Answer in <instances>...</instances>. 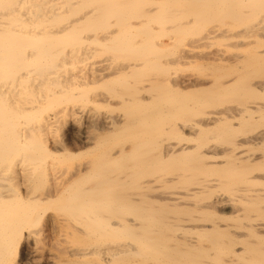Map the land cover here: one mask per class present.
I'll use <instances>...</instances> for the list:
<instances>
[{
	"label": "bare ground",
	"instance_id": "6f19581e",
	"mask_svg": "<svg viewBox=\"0 0 264 264\" xmlns=\"http://www.w3.org/2000/svg\"><path fill=\"white\" fill-rule=\"evenodd\" d=\"M155 2L0 0V180L23 188L0 183V264L14 251L24 264H264V80L249 79L264 52L208 53L228 70L216 79L170 73L217 40L264 37V0ZM120 55L132 60L113 67ZM90 94L124 112L95 137L92 108L63 106ZM61 126L78 149L51 138ZM83 149L91 161L69 176L46 161Z\"/></svg>",
	"mask_w": 264,
	"mask_h": 264
},
{
	"label": "rangeland",
	"instance_id": "374dc122",
	"mask_svg": "<svg viewBox=\"0 0 264 264\" xmlns=\"http://www.w3.org/2000/svg\"><path fill=\"white\" fill-rule=\"evenodd\" d=\"M155 1H156L155 2L156 4H153V7L154 6H157V3H162L163 2V0H155ZM174 9H176V10L181 9L182 10V8L181 7H178V6H176ZM177 14H176V16L174 14H171L172 16H170V17L168 16L167 19L171 20V19H174V16L176 18L183 16V15L181 16V15H177ZM162 19H163V17H162ZM165 19H166V17H165ZM249 23H251L249 20L244 22V24H249ZM197 35L198 34H195L194 36H197ZM183 38L185 39L186 37L184 35H180V36H178L176 38V41H177V42H175L176 45L170 47V49H169L170 51L169 50L167 51L166 56H169V58H171V57L175 56L176 54H178L181 51V49H180V47L178 45H179L180 41L183 40ZM164 40L166 42H168L169 39H164ZM237 40H239V41H237ZM215 42H213V44L210 47H204V48L203 47H200V48H197L195 50V53H196L195 54V57L193 58L194 59L193 60L194 63L193 62H190V63L189 62L188 63L187 62L182 63L181 65H178V66L173 67V70H171L170 73H174V75L177 78V80L178 79L180 80V78L186 77V76H188V77L189 76H191V77L193 76L194 79L197 78L198 80H204V79H207V78H210V77L211 78L214 77L216 79L218 76L220 77L219 73L222 74L224 71H225L224 73H226V72H228V70L224 69L223 71H220V70H218L216 68H215L216 69L215 70L214 67L212 68V67L206 66L207 63H205L203 60H204L205 57H207V54L208 53H210V52H217L219 49H221V51L223 50L222 51V53H223L224 50H226L223 53L224 56L226 57V59H229V60L232 59L233 60V59H235V57L237 55L239 56V54L241 55V57H243V55L244 56H249V55L253 54L254 52H264V37H259V36L258 37H250V38H241V37H234L233 38V37H231V38H227V39L225 38L223 40H217ZM230 43H231V45L233 43H235V45L233 44L232 46L228 47L227 44H230ZM236 43L239 44V45H236ZM240 43H242V44H240ZM219 45H222V46H219ZM240 45H241V47H240ZM235 46H236V48H235ZM247 49H249V50H247ZM247 51L249 52V54L247 53ZM245 53H247L248 55H246ZM126 55H120L114 62L111 63L112 66L113 67L114 66L116 67V66H119L121 64L128 63L130 61L131 57L130 56H126ZM111 64H110V66H111ZM217 65L218 66L220 65V67H223V68H229L230 67V64H228V67H227L226 64H223V66L221 64H215V66H217ZM256 66H257V71H255V72L253 71L254 73L249 78L250 81H252V82H258V81L264 80V73H263L264 72V63L259 64V65H256ZM262 68H263V70H261ZM143 80H145V79H143ZM108 89H109V87L107 88V86H101L100 85V87H98V89L96 90V92H98L100 94H103V93H107ZM118 89L119 88L117 87L116 92L113 93V99L115 101H119V97H118L119 92H118ZM28 95H23V97H27V98L31 97L33 99V101H32L33 103L29 102V103L26 104L27 106L33 107V106H39L40 105V103L37 102V97H36L35 94L29 93ZM233 98L234 97H230V98H227V99L222 100L221 102L219 101L214 106H210L208 104H203L197 110V113L196 112L195 113L193 112L191 114V117H195V116L197 117L199 115L201 116V115H203L204 113H206L208 111H213L216 108L215 106H217V109H220L221 107H227V106H229L231 104H234L235 102H237V100H236V98H234V99ZM255 100L256 101H259V102L264 101V96H260V97H258ZM44 101H48V99L47 100H44ZM80 101H82V100H80ZM80 101L79 102H69L70 104H63V106L64 105H70L71 106L73 104L76 105V104L79 103L80 105H84L87 108H92L93 109V111L96 113V115H98V120H97L98 122H96V123H99V122L100 123L99 124H95V125H97V127L94 126L92 128L91 132L94 134V135H91L92 137H95V135L98 134V132H99L98 129L101 128L100 125H102L101 124L102 123L101 121H102V117L104 115H112V116L124 115L123 110L120 109V108H116V109L110 110L111 108H107V107L105 108L102 104L97 103L96 102V101H98L97 98L95 99V96H93L91 94L87 96V100H84L83 101L84 103H82ZM92 101H93V103H92ZM60 106L61 105L57 106L56 108L59 109ZM182 116H183V113L182 114L180 113L179 116H178V118L181 119L180 117H182ZM82 122L84 124V121L83 120H81L80 118H76V119H72L71 124L76 129V128H78V126L80 124H82ZM36 125H38V123H36L35 126ZM70 131H71L70 126H63V127L61 126L57 130V132L53 136H51V138H54L56 140L57 144H59V146H62V147H65V148H69V149H72L74 151V150L78 149V147H80V146L77 147L74 144V142H72L73 141V137H72V133ZM45 137L43 138L42 141H44ZM119 140L120 139H118L115 142H113V145H111V146H118ZM93 152L94 151H92V150H87L86 149L84 151V149H83V152L77 158L72 159V160H68L67 158H64V157H61V158L59 157L57 159H48L46 161L49 164L50 163L53 164V168L55 167L56 169H58V171L59 170H62V172H64V170H65L64 168H66V171L64 172L63 175L64 176H69V174H71L72 172L75 171L74 169L77 168L76 167L77 165L80 166L82 164H85V162H87V161L88 162L91 161V158H92L91 156L93 155ZM21 161H22L21 160V156L13 157L10 160V162H17V163H15L16 164V167L18 165V162H21ZM16 167L14 165L11 170L14 171ZM8 175L9 176L6 177V179L4 177L3 180H0V183L8 185V186H10V188H13L14 187V189L16 190L15 192H19L21 190V188H22V186H20L21 185L20 178L15 177L14 172L13 173H8ZM15 186H18V188H15ZM19 187H20V189H19ZM231 224H233V223H231ZM12 256L13 257H11L10 264H22L24 262L21 259L22 256L20 257V254L18 253V251H14L13 254H12Z\"/></svg>",
	"mask_w": 264,
	"mask_h": 264
}]
</instances>
